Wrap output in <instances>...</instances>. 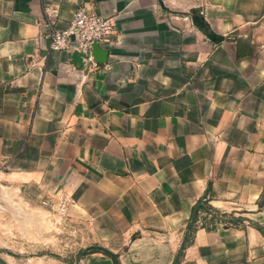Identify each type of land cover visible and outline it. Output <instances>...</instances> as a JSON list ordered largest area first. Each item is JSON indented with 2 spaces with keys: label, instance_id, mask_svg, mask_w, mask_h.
Listing matches in <instances>:
<instances>
[{
  "label": "crops",
  "instance_id": "1",
  "mask_svg": "<svg viewBox=\"0 0 264 264\" xmlns=\"http://www.w3.org/2000/svg\"><path fill=\"white\" fill-rule=\"evenodd\" d=\"M79 8L113 19L96 67L50 49ZM59 194L120 264H264V0H0L7 264H53Z\"/></svg>",
  "mask_w": 264,
  "mask_h": 264
},
{
  "label": "built area",
  "instance_id": "2",
  "mask_svg": "<svg viewBox=\"0 0 264 264\" xmlns=\"http://www.w3.org/2000/svg\"><path fill=\"white\" fill-rule=\"evenodd\" d=\"M49 25L53 26L58 18V11L48 12ZM114 32L113 19L103 15L86 12L79 8L73 14L68 26L62 30L52 28L50 36V49L54 52L75 50L86 57L88 63L96 67L97 64L92 58V46H110V37ZM69 198L61 194L55 203L56 211L64 214Z\"/></svg>",
  "mask_w": 264,
  "mask_h": 264
},
{
  "label": "rangeland",
  "instance_id": "3",
  "mask_svg": "<svg viewBox=\"0 0 264 264\" xmlns=\"http://www.w3.org/2000/svg\"><path fill=\"white\" fill-rule=\"evenodd\" d=\"M60 195L61 194H59L57 198ZM56 199L54 200V210L52 211L53 243L52 247L47 248V254L51 251L49 257L54 261L53 264H75L80 258L82 252L87 249V247L82 245L83 239H86L87 232L84 230V227L81 226L77 228L78 226L75 223L67 221L68 208L71 202L70 198L64 214H60L56 211ZM37 249L39 250V248ZM38 250L24 253L23 256H28L33 252L37 255L41 254L42 252Z\"/></svg>",
  "mask_w": 264,
  "mask_h": 264
},
{
  "label": "water",
  "instance_id": "4",
  "mask_svg": "<svg viewBox=\"0 0 264 264\" xmlns=\"http://www.w3.org/2000/svg\"><path fill=\"white\" fill-rule=\"evenodd\" d=\"M192 21H193V23L197 24V18H196V16H193L192 17ZM208 38L213 41V38L211 36H209ZM98 52L103 53V55L99 59L96 58V55H98ZM107 56H108V51H101L100 48H99V46L97 44H94L92 46V58H93V60H95V61H97L99 63H105L106 62V59H107ZM184 244H185V241L183 242L182 246H180V248L177 251L174 264L177 263L178 257L180 255L182 249H183ZM0 264H7V263L2 258H0Z\"/></svg>",
  "mask_w": 264,
  "mask_h": 264
},
{
  "label": "trees",
  "instance_id": "5",
  "mask_svg": "<svg viewBox=\"0 0 264 264\" xmlns=\"http://www.w3.org/2000/svg\"><path fill=\"white\" fill-rule=\"evenodd\" d=\"M188 240V238H187ZM93 252H101V253H104L108 256H110L113 260V264H120L117 260V257L113 254H111L110 252H108L107 250L103 249V248H100V247H89L87 248L84 253L87 254V253H93Z\"/></svg>",
  "mask_w": 264,
  "mask_h": 264
}]
</instances>
